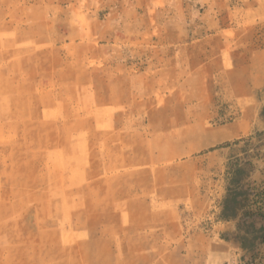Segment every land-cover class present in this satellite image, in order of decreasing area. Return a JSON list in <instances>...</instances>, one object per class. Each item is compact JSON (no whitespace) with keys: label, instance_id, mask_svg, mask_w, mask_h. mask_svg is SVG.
<instances>
[{"label":"rangeland","instance_id":"374dc122","mask_svg":"<svg viewBox=\"0 0 264 264\" xmlns=\"http://www.w3.org/2000/svg\"><path fill=\"white\" fill-rule=\"evenodd\" d=\"M71 1L0 0V264H154L145 249L153 229L139 220L162 196L208 197L196 223L203 234L218 208L209 182L218 176L202 169L206 148L187 134H217L237 120L244 134H264L249 121L257 105L264 117L261 98L242 90L235 106L221 78L202 73L213 51L202 37L217 21L227 68L264 71V0H193L174 28L170 2L149 1L129 12L146 22L129 40L117 21L103 30L66 11ZM179 34L187 42L166 41ZM218 56L215 44L210 63ZM247 162L227 160L220 172L222 181L232 174L231 209ZM210 264L245 262L233 252Z\"/></svg>","mask_w":264,"mask_h":264},{"label":"crops","instance_id":"0c3cea01","mask_svg":"<svg viewBox=\"0 0 264 264\" xmlns=\"http://www.w3.org/2000/svg\"><path fill=\"white\" fill-rule=\"evenodd\" d=\"M65 1L46 0L48 7L52 5L57 8ZM149 1L154 3L170 2V6L166 10L173 12L172 15H169V20H172L169 25L174 28L179 27V22L183 21V5L187 9L193 0H73L65 7V10L72 9L81 13L84 18L95 25L100 22L103 30L110 28L112 24L116 26L114 22L117 21V26L122 28L124 39L129 40L130 34L135 33L134 30L142 32L140 26L146 24V22L140 21L144 20L141 16L135 20H129V12L138 11L143 5H146L145 8L150 7ZM101 10H103L102 16L104 17L102 21L99 19ZM119 16L121 19L115 20ZM53 17L56 16L53 15ZM184 18L186 19V17ZM179 19L182 20L178 21ZM222 22L217 21L211 25L209 23L207 32H210L211 27H213L211 30H217L215 34H207L202 37L204 43L212 44L213 50L208 49V65L203 67L202 73H214L221 78L225 90H227L224 98L232 99L233 97L235 106L240 105V103L236 105V100L243 90L255 102L261 98L260 106L264 107V71L254 74L246 69L241 73L237 67L227 68L223 57L225 56L227 38L224 35L225 28L222 27ZM175 39L166 41L187 42L188 35L179 34ZM215 44L218 46L219 58L213 64L210 63V54H214ZM178 69H181L179 73H187L185 67ZM241 121L229 123L217 134H187V137L190 135L189 137L193 138L194 146L198 147L199 144L200 148H206L202 156L196 158L202 164L204 162L205 166H202V169L210 176H218L217 179L209 177L210 184L218 188V194L214 197L215 200L217 199L218 208L214 213L215 217L210 233L203 234L197 228L196 223L203 219L209 210L208 197L200 196L180 203L181 200L178 199L184 198L162 196L158 202L159 206L155 208L153 214L144 220H139L141 227L153 229L151 237L154 238V242L147 241L145 249L154 252L152 254L155 258L154 264H210L216 261L220 263L233 252L241 255L245 264H264V134H244V126ZM249 121L252 125V128L250 125L251 129L255 127L258 131L264 130V117L259 115L258 105ZM169 136L171 137L172 134ZM245 137H250L249 145L242 142ZM173 151H164V153L173 154L178 150ZM157 153L160 155L163 150L159 148ZM227 160L239 161L237 166L241 169L242 160L248 161L247 165L249 166L243 177L237 181L236 189L242 191L235 198L237 205L232 209L227 206L226 201L227 189L232 186L230 184L232 174L227 176L226 181H222L220 178V172L225 170ZM169 202L171 204H168ZM180 204H183L181 207L183 209H179ZM168 205L169 208H167ZM185 209L192 210L187 211V214L191 213V216L188 217L191 222H185L182 213ZM197 255H200V258Z\"/></svg>","mask_w":264,"mask_h":264}]
</instances>
